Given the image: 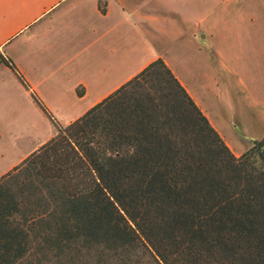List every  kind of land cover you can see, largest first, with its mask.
<instances>
[{"label":"trees","instance_id":"16d2710c","mask_svg":"<svg viewBox=\"0 0 264 264\" xmlns=\"http://www.w3.org/2000/svg\"><path fill=\"white\" fill-rule=\"evenodd\" d=\"M53 127L0 177V264H264V139L235 157L161 59Z\"/></svg>","mask_w":264,"mask_h":264},{"label":"crops","instance_id":"0c3cea01","mask_svg":"<svg viewBox=\"0 0 264 264\" xmlns=\"http://www.w3.org/2000/svg\"><path fill=\"white\" fill-rule=\"evenodd\" d=\"M222 1L188 27L192 14L187 1L179 7L177 0H107L101 7L98 0H0V56L9 59L29 89L2 62L0 85L11 84L44 103L50 99L49 111L70 102L85 113L161 59L232 154L240 157L251 142L264 139V9H223L232 0ZM215 16L222 23L233 18L238 30L229 53L210 42L207 47L195 44ZM178 17L185 23L180 34L173 22ZM176 41L180 47L173 46ZM184 48L192 55L201 50L196 53L201 72L194 74L193 61L188 68ZM179 59L187 61L185 75L177 69ZM213 62L218 68V78H212L218 89L216 109L202 107L188 81L195 77L208 90L212 76L206 75Z\"/></svg>","mask_w":264,"mask_h":264},{"label":"rangeland","instance_id":"374dc122","mask_svg":"<svg viewBox=\"0 0 264 264\" xmlns=\"http://www.w3.org/2000/svg\"><path fill=\"white\" fill-rule=\"evenodd\" d=\"M105 1L107 0H98L101 7L104 6ZM177 1L179 7L183 4V2H188V9L192 14V17L187 24L188 27H191L192 25H194V23L196 24V21L200 19L202 11L204 12V10L206 9H218V4H223L222 0ZM263 4L264 0H232L227 1L226 7L223 6L222 8L229 10H234L241 7L243 9L246 8L247 10H249V8L264 9ZM221 20L222 18L219 20V17L217 16L211 17L210 26L203 28L202 31L196 36L195 44H198L199 46H203L204 44V47H207L208 43L210 42V44L213 46H220L227 53H229L230 50L232 51L234 40L238 30L235 29L236 25L233 21V18H227V21L225 23H222ZM173 22L176 24L175 28L180 34L182 32V26L183 24L185 25V23L182 21L181 17H178L177 22ZM208 32L209 34H207ZM211 32L214 33H212L213 37H210ZM176 42L177 43L173 46L180 47V41ZM183 51L184 54L188 57V68L192 66V63H189V61H193L195 63V66L193 64L194 74H196V70H199V72H201V68H197L201 65V57L199 55H196V53L200 52L201 50L199 49L195 51L194 55L191 54L189 49L184 48ZM3 60H5V58H3V56H0V62H2L7 68H9L3 62ZM6 61H9V59ZM186 63L187 61H183V63H181L180 59L176 61V64L178 66L177 69L180 68L184 75L186 74ZM213 63L215 65L211 64L208 74L206 75L212 76L211 79L206 82L208 84V90L203 91L201 89V82L198 81L197 78L192 77L190 78V80H188L193 86L191 89L194 91L200 105L202 107H207L210 109L217 108V106H213V104L217 103L218 98V89L215 81L212 80V78H216V76L218 78V73L215 70L217 68V63ZM9 70H11L13 74H15V72L11 68H9ZM19 76L20 78L16 75L19 83L23 86V88L27 87V89H29V86H27V83H25L24 78L20 74ZM21 78L24 83L21 82ZM77 92L80 93V90H78ZM44 101L45 103L33 93H31V95L27 97L21 89H16L11 86V84L2 86L0 85V175L11 164L17 162V164L15 165L17 166L24 158H26L33 152L32 150L39 143L48 141L54 135L53 125H58L61 127L66 126L67 122H65V120H71L77 115H80L81 117L84 114L83 112H81L83 111L81 110L83 108L78 110V107L70 102L61 103V105L57 103V108H55V110L51 108L53 109V111H49L47 103L50 102V99ZM44 109L47 111V113H45ZM57 116H59V118H61L63 121L58 119ZM61 123L66 124L63 125ZM27 153L29 154L25 156ZM11 169H9L7 172H9Z\"/></svg>","mask_w":264,"mask_h":264}]
</instances>
